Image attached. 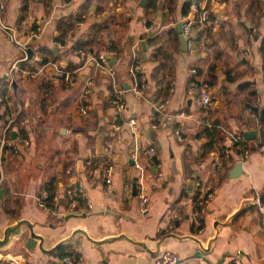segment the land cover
Listing matches in <instances>:
<instances>
[{
    "label": "crops",
    "instance_id": "obj_1",
    "mask_svg": "<svg viewBox=\"0 0 264 264\" xmlns=\"http://www.w3.org/2000/svg\"><path fill=\"white\" fill-rule=\"evenodd\" d=\"M63 1L6 0L1 13L4 25L32 54L24 59L0 27V143L5 141L4 148L0 144V237L5 226L26 219L47 250L64 242L49 253L41 252L39 242L30 250L23 228L0 247V261L54 264L63 250L81 256L83 264H156L168 251L179 257L178 264H264V203L253 199L264 193V157L254 148L242 161L232 146L240 130L256 131L254 140L243 136L250 147L264 142L260 113L248 107H264V0H206L211 17L222 24L211 32L194 27L193 47L185 51L178 24L193 0H77L70 6ZM59 22L69 25L64 41ZM42 27V37L32 39ZM142 38L148 46L142 70L149 90L143 98L122 94L127 108L121 130L114 131L111 78L94 63L84 64L74 43L89 40V48L81 50L108 54L126 89ZM59 41L70 50L60 51ZM44 58L49 60L42 64ZM16 61L19 70L11 83ZM53 64L78 65L71 86ZM87 79L93 83L84 114ZM204 90L210 105L200 99ZM156 102H167L166 112L153 127ZM131 118L137 120V134L128 124ZM100 135L104 155L96 150ZM151 147L154 157L146 153ZM108 159L113 162L109 185L103 175ZM241 163L242 173L233 176ZM197 184L212 193L203 205L199 199L205 193ZM45 188L58 194L55 211L39 206ZM69 191L81 198L80 207L69 208ZM210 241L211 251L195 257L200 244L207 248ZM159 242L160 252L153 256Z\"/></svg>",
    "mask_w": 264,
    "mask_h": 264
},
{
    "label": "built area",
    "instance_id": "obj_2",
    "mask_svg": "<svg viewBox=\"0 0 264 264\" xmlns=\"http://www.w3.org/2000/svg\"><path fill=\"white\" fill-rule=\"evenodd\" d=\"M6 0H0V27L8 34L10 41L17 46L24 54L23 58L27 59V47L26 44L20 43L18 41L16 32L13 28L8 27L7 25H4L1 17L2 10L4 8ZM77 0H64L63 6H70ZM190 13L195 14V18L192 19L191 15H189L182 21L183 25V32L187 39V46L188 48H192L194 44V37H193V30L194 27L198 28L202 31L211 32L217 28H219L222 24V21L220 18H212L210 14V10L207 6L206 0H193V3L190 7ZM44 32V27L35 29L32 33L31 38L32 39H39L42 37V34ZM56 46L60 49L62 52H67L70 50V48L65 43L57 42ZM137 46L139 44L137 43ZM139 49L134 51V55L132 57V62L129 67V78H130V84L128 89H124V86L120 85L117 76L116 71L113 67V65L110 63V60L108 59V54H99L98 56L93 55L87 50H75V53H78V55L83 60L84 64L87 62L94 63L99 68L105 70L107 74L111 78V102L113 105V108L115 110V114L112 117L111 120V128L114 131H120L121 130V123L120 120L122 118V115H124L126 111V104L122 100V94L126 91L130 92L134 97L136 98H143L146 96L148 90H149V82L148 78L146 77L145 73L142 70V60L140 53L138 52ZM83 64V67H84ZM53 67L55 69V73L61 78L62 82L66 86H71L73 82L72 75H74L77 70H69L61 65L53 64ZM19 70V64L16 61L9 72V75L11 76V83H13L14 80V74ZM92 79H87L85 83V88L83 92V102L81 111L82 113L86 114L89 109V98L92 93ZM200 99L203 104L210 105L212 100L210 95L206 90L202 91L200 94ZM166 103L167 102H156L153 108V115H152V126L157 127L162 120L165 112H166ZM131 131L134 134H137V120L135 118H131L128 122ZM1 148H4L5 141L0 143ZM232 146L240 153L241 160L245 161L249 157V155L252 152V147H250L246 141V139L243 137V135H238L233 137L232 139ZM257 150L262 154L264 157V142L260 143L258 146H256ZM146 153L149 157H154L156 150L154 147H151L146 150ZM112 160L108 159L103 164V175L105 182L109 185L111 183V177L113 172V164ZM143 179L141 178V183L138 185L139 190L141 191L140 198H141V211L142 213H145L148 211V197L145 193H143ZM199 189H202V191L205 193L204 197L199 199V204L203 205L204 202L212 199V193L209 189H204L201 184H197ZM78 190L81 194V198L83 197L86 199L85 193L83 191V184H79ZM50 198L53 203V209L54 211L58 209L60 199L58 197V194L56 192H52L50 189L45 188L41 192L40 200H39V206L43 209L49 210L48 203L46 199ZM81 198L78 196H75L72 191H69V208L71 210L80 207ZM254 202L260 203L259 196H253ZM88 206L90 207V203H88ZM179 263V257L172 252H164L158 258L156 259V264H178ZM54 264H83V258L81 256H72V255H65L62 258L58 259Z\"/></svg>",
    "mask_w": 264,
    "mask_h": 264
},
{
    "label": "water",
    "instance_id": "obj_3",
    "mask_svg": "<svg viewBox=\"0 0 264 264\" xmlns=\"http://www.w3.org/2000/svg\"><path fill=\"white\" fill-rule=\"evenodd\" d=\"M144 4V2H143ZM191 18L194 19L195 18V14L192 13L191 14ZM178 32L180 34V40H181V48L182 50H187V39H186V36L183 32V25H182V22H179L178 24ZM141 45H142V54H141V60L142 62H147L149 60V55H148V46L146 44V41L142 38L141 40ZM28 56H31L32 52L31 50H29L27 52ZM108 59L110 60V63L111 64H114V61H112L109 57ZM125 87L126 89L129 88V84H125ZM251 110L255 111V112H258L260 113V117L262 119V122H263V133H264V107L263 108H260L258 106H252L249 104L248 106ZM14 134V133H13ZM239 134H242L243 136H245L247 139L249 140H254L256 139V131H243V130H240ZM252 148H256V144L255 142H252ZM96 150H97V154L98 155H104L105 154V147H104V137L102 135L98 136L97 138V147H96ZM242 163L241 164H238L236 166V168L234 169V172L232 173L233 176H239L241 173H242ZM135 181H137V179H135ZM189 184L191 185L192 184V181L189 182ZM133 193L134 195H137V185L135 184L134 185V188H133ZM0 194H3V189H0ZM259 201L260 203H264V193L261 194L259 196ZM71 216H76L75 214H72ZM218 224V223H217ZM216 224V225H217ZM23 228H27V231L29 233V236L27 238V248H29L30 250H34V248L36 247L37 243L39 242L38 246H39V249L41 250V252L43 253H49V252H53L55 251L59 246H61L63 244V242H61L60 244H58L54 249H51V250H47L45 245H46V242H45V239L43 236L39 235L36 230H35V225L26 220V219H17L15 221V223L11 224V225H8V226H5L2 230V236L0 237V247H5L6 245L9 244V242L11 241V238L13 236H20L23 234ZM171 235H174V234H171ZM122 237V236H121ZM95 243L99 244L100 242L98 241H94ZM135 242V241H133ZM160 243H158L157 245V248H156V251L154 252H151V254L153 256H156L157 254H159L160 252ZM140 245L143 246V247H147L145 246L144 243H141L140 242ZM202 250H200L196 255L195 257H203L201 252L204 251V252H210L211 251V247H212V241L209 242L208 244V247L207 248H204L202 246V244H200ZM148 249V248H146ZM56 256V254H55ZM207 262L208 260L206 258H204ZM180 261V260H179ZM223 262V260L221 262H219L218 264H221ZM0 264H3L2 261H0Z\"/></svg>",
    "mask_w": 264,
    "mask_h": 264
},
{
    "label": "trees",
    "instance_id": "obj_4",
    "mask_svg": "<svg viewBox=\"0 0 264 264\" xmlns=\"http://www.w3.org/2000/svg\"><path fill=\"white\" fill-rule=\"evenodd\" d=\"M63 27V28H62ZM68 28H69V25L68 24H66V22L64 23V22H59L58 23V30L59 31H62L61 33H60V41H64V37H65V35L67 34V32H68ZM199 39H197V40H200V36L198 37ZM59 41V42H60ZM89 41V40H88ZM88 41H86L85 39H79L78 41H76L75 43H74V49L75 50H81V49H85V48H89L88 46L90 45V42H88ZM156 41V39H154V40H151L150 42H155ZM62 43V42H61ZM115 46V45H114ZM41 50L42 51H44V52H46L47 50L45 49V48H41ZM48 60L49 59H47V58H44L43 60H42V64H44V63H46V62H48ZM54 60H56V58L54 59ZM78 67V65L76 64H70V65H68L67 66V69H69V70H71V71H73V70H75L76 68ZM156 73H158V70H156ZM72 78L74 79L75 78V74L74 75H72ZM72 79V80H73ZM198 193L196 194V196H195V198L197 199L198 198ZM46 201H47V203H48V206H49V208H51V207H53V203H52V200L50 199V198H48V199H46ZM63 256H65V252L63 251V250H61L60 251V257H63Z\"/></svg>",
    "mask_w": 264,
    "mask_h": 264
}]
</instances>
